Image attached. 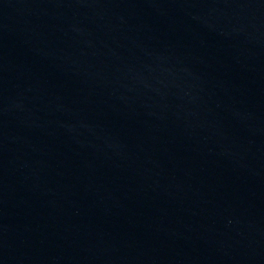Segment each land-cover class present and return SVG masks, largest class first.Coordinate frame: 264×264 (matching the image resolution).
I'll use <instances>...</instances> for the list:
<instances>
[{
  "label": "water",
  "instance_id": "95a60500",
  "mask_svg": "<svg viewBox=\"0 0 264 264\" xmlns=\"http://www.w3.org/2000/svg\"><path fill=\"white\" fill-rule=\"evenodd\" d=\"M0 264H264V0H0Z\"/></svg>",
  "mask_w": 264,
  "mask_h": 264
}]
</instances>
